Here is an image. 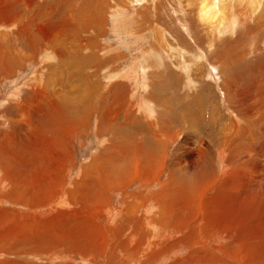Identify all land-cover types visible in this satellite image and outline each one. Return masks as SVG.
I'll list each match as a JSON object with an SVG mask.
<instances>
[{"label":"rangeland","instance_id":"374dc122","mask_svg":"<svg viewBox=\"0 0 264 264\" xmlns=\"http://www.w3.org/2000/svg\"><path fill=\"white\" fill-rule=\"evenodd\" d=\"M195 1L0 0V264H264V0Z\"/></svg>","mask_w":264,"mask_h":264},{"label":"bare ground","instance_id":"6f19581e","mask_svg":"<svg viewBox=\"0 0 264 264\" xmlns=\"http://www.w3.org/2000/svg\"><path fill=\"white\" fill-rule=\"evenodd\" d=\"M224 1L225 0H197V1H195V2H193V4H186L187 5V7H190L189 8V10H190V14L191 13H193L194 12V14H195V21H196V23L198 24V26L197 27H199V29H200V31L201 32H204V34L206 35V36H210V37H212L211 35L212 34H214V31H216L217 33H225V31H228L229 30V33L230 32H232L233 33V31H234V29H235V22L234 23H232L234 20V16H232V15H229L227 12H229V11H226V10H229V9H226V6L224 5ZM228 1V0H227ZM239 2H242V3H244V4H246V7L248 8L247 9V11L246 10H244L245 12H248L250 15L249 16H253V13H255L256 12V10L258 9V6L261 4V1L262 0H238ZM187 2V1H186ZM190 2V1H189ZM188 2V3H189ZM226 3V2H225ZM229 3V2H228ZM241 4V3H240ZM239 4V5H240ZM234 5V4H233ZM193 6H195L194 8H193ZM245 7V8H246ZM264 7V6H263ZM243 8V7H242ZM253 9H255V10H253ZM261 9V8H260ZM253 10V13H251L250 11H252ZM262 11L261 12H264V10L263 9H261ZM255 11V12H254ZM231 12V11H230ZM236 13H237V11H236ZM235 13V14H236ZM231 14H232V12H231ZM234 14V13H233ZM242 14H244V13H242ZM245 15H246V13H245ZM244 15V16H245ZM237 16V15H236ZM246 18L248 17V14H247V16H245ZM261 18H264V17H261ZM260 18V19H261ZM259 19V20H260ZM236 24H237V22H236ZM240 25V24H239ZM263 25H264V21H263ZM256 27V26H255ZM241 32V31H240ZM253 32V31H252ZM215 35V37H214V39L215 38H220L219 36H218V34H214ZM197 38H200V37H197ZM203 38V37H202ZM206 40V39H205ZM208 40H210V41H212L211 40V38L210 39H208ZM240 40H241V38H240ZM210 41H207L208 43H211ZM214 41H216V40H213V42ZM206 42V41H205ZM206 42V43H207ZM212 42V43H213ZM196 47V46H195ZM86 102V101H85ZM87 103V102H86ZM142 108H145L143 111L146 113L145 114V116L147 117V116H150L151 115V113H150V107H148V105L147 104H145V103H143V105H142ZM144 114V113H143ZM147 118H149V117H147ZM3 142V141H2ZM115 148V147H114ZM144 173V172H143ZM148 176V175H147ZM245 177V176H244ZM241 180V179H240ZM252 180V179H251ZM142 181H143V179H142ZM239 181V180H238ZM254 181V180H253ZM118 182V181H117ZM142 183V182H141ZM248 182L247 181H243V182H240V183H238V185L241 187L240 188V191L241 192H238L237 193V195L236 196H243V199L245 198L244 196H246L245 195V193L246 194H249V192H244V188H246V184H247ZM249 183H251V182H249ZM256 185V184H255ZM146 186V185H145ZM238 189V188H237ZM247 190V189H246ZM91 194V193H90ZM34 195V194H33ZM96 195V194H95ZM106 196V195H105ZM104 196V197H105ZM134 196V195H133ZM35 197V195L34 196H32L31 198H34ZM102 197V196H101ZM104 197H102V199L104 198ZM17 198V197H16ZM50 198V197H49ZM238 198V197H237ZM50 199H52V198H50ZM50 199L48 200V201H50ZM102 199H99V200H102ZM106 198H104V200H105ZM233 199V198H232ZM242 199V198H241ZM242 199V200H243ZM247 199V198H246ZM98 200V199H97ZM103 200V201H104ZM148 200V199H147ZM166 200V199H165ZM245 200V199H244ZM187 201V200H186ZM54 202V201H53ZM52 202V203H53ZM60 202V201H59ZM144 202V201H143ZM146 202V201H145ZM168 202V201H167ZM231 202H233V201H231ZM33 203V205H31V206H35V204H36V202H32ZM221 203V202H220ZM61 204V203H60ZM235 203H233V205H234ZM237 204V203H236ZM243 204V202L242 201H239V204H238V206H240V205H242ZM46 206H49L50 205V203H48V204H45ZM147 206V205H146ZM146 206H145V210L147 209L146 208ZM187 206H189V205H187ZM167 207V206H166ZM164 208V207H163ZM103 209V208H102ZM105 209H108V208H105ZM184 209H186L187 210V213H193L192 211V209H191V206H189V208L187 209V208H184ZM160 210V209H159ZM162 210V209H161ZM172 210V209H171ZM171 210H169L168 211V208H164V210L162 211V214L163 215H158V218H156V219H152L151 220V218H149V220L150 221H148L149 223H147V221H145L144 223H143V226H144V229L146 228V227H148V228H150V229H152V230H161L160 232L162 233L161 235V237L163 238V239H165V237H167V236H169L168 237V239L170 240V242L173 240H175V239H172L171 240V238H170V236L173 234H185V232H187V231H184V227H182V225H183V223H184V219H186V217H188L187 215H184L183 214V216H182V218H177L176 217V219H175V216H173V215H170V211ZM185 210V211H186ZM109 211V210H108ZM124 211V210H123ZM145 212L146 211H144V215H146L145 214ZM172 212H173V210H172ZM46 213H48V216H50L51 218H53V214L51 213V209L48 207V210H47V212ZM133 213V212H132ZM173 213H175V212H173ZM197 213V212H196ZM94 214V213H93ZM73 215V214H72ZM129 215V214H128ZM171 216H173V217H171ZM203 216V215H202ZM196 217V216H195ZM27 218V217H26ZM35 218V217H34ZM44 218V217H43ZM20 219V218H19ZM130 219V218H129ZM140 219V218H139ZM142 219V218H141ZM140 219V220H141ZM201 219V218H200ZM211 218H208V219H206V222L204 223V224H200L201 223V220H198V217H197V226H196V229H197V232H198V234H200L199 233V231H202V232H204L205 234L207 233H211L210 231H207V230H209L210 229V227H208V225H209V222L210 221H207V220H210ZM194 220V219H193ZM172 221V222H171ZM134 223V222H133ZM137 223H138V221H137ZM47 224V223H46ZM140 224H141V222H140ZM137 225L138 227H135V228H138L139 229V231L141 230V225ZM126 225H128L127 223H126ZM117 226H119V225H117ZM129 226V225H128ZM130 226H131V224H130ZM172 227L174 228L173 229V231H172ZM134 228V229H135ZM133 228H131V227H129L128 229L127 228H125V229H123L122 231H123V234H121V236L120 237H122V236H125V238H128V240H126L127 242H125L124 243V245H126V246H129V245H131L132 244V246L134 247L135 245H142L145 241H149L150 240V233H148V232H141L140 234L138 233V234H136L133 230H134ZM149 229V230H150ZM136 230V229H135ZM145 230H147V228L145 229ZM144 230V231H145ZM186 230V229H185ZM190 230H191V228H190ZM189 230V231H190ZM109 231V230H108ZM138 231V230H137ZM136 231V232H137ZM110 232V231H109ZM169 232V233H168ZM228 232H230L229 234L230 235H232V237H233V232H232V234H231V231H229L228 230ZM143 233V234H142ZM166 233H168L169 235H166ZM204 233H202V236L203 237H205V238H209V236H204ZM130 236H129V235ZM158 234V233H157ZM221 233H219V235H220ZM228 234V235H229ZM113 235V234H112ZM166 235V236H165ZM222 235V234H221ZM160 236V235H159ZM176 236V235H175ZM201 236V237H202ZM153 237V239H154V237L155 236H152ZM156 238V237H155ZM159 238V237H158ZM191 238H193V235H190V236H188V237H186V239H188V240H190ZM204 238V239H205ZM137 239H139V242H137ZM185 239V240H186ZM230 239V238H229ZM234 239V238H233ZM134 240V241H133ZM152 240V239H151ZM156 240V239H155ZM168 240V241H169ZM191 240H194V239H191ZM201 240V239H200ZM228 240V239H227ZM231 240H232V238H231ZM157 241H159V239L157 240ZM206 240H204V242H205ZM156 242V241H155ZM184 242H186V241H184ZM194 242V241H193ZM195 242H197L196 241V239H195ZM199 242V241H198ZM201 242L203 243V241L201 240ZM207 242V241H206ZM227 242H229V241H227ZM234 242H235V240H234ZM128 243V244H127ZM158 243V242H157ZM191 243V242H190ZM200 243V242H199ZM174 244L175 243H173L172 244V246H174ZM177 244H178V242H177ZM184 244V243H183ZM153 245V244H152ZM154 245H156V244H154ZM186 246H187V244H185ZM208 245V244H207ZM228 245V244H227ZM229 245H230V243H229ZM228 245V246H229ZM176 246V245H175ZM184 246V245H183ZM182 246V247H183ZM189 246V245H188ZM227 246V247H228ZM131 247V246H130ZM129 247V248H130ZM158 247V246H157ZM164 247V246H163ZM230 247V246H229ZM127 248V247H126ZM178 247H176V249H177ZM184 248V247H183ZM202 248V247H201ZM203 248H204V246H203ZM159 249H161V248H159ZM180 249V248H179ZM199 249H200V247H199ZM126 250V249H125ZM141 250V249H140ZM204 250V249H203ZM206 250V249H205ZM226 248H225V252H226ZM102 251V250H101ZM132 252L134 251V249L132 248V250H131ZM160 251V250H159ZM169 251V250H168ZM173 251V250H172ZM198 251V250H197ZM216 251V250H215ZM225 252H224V254H225ZM190 253H191V251H190ZM226 253H229V252H226ZM195 254V253H194ZM233 254V253H232ZM191 255V254H190ZM158 257V256H157ZM156 257V258H157ZM189 257V256H188ZM83 260V259H82ZM84 260H86V259H84ZM83 260V261H84ZM122 261V260H121ZM121 261H120V263H121ZM178 261H179V259H178ZM91 262H89V264H90ZM119 263V264H120ZM147 264V263H146ZM251 264V263H250Z\"/></svg>","mask_w":264,"mask_h":264}]
</instances>
